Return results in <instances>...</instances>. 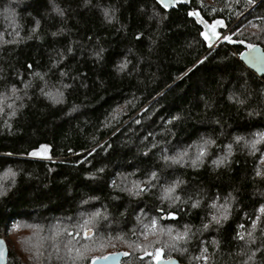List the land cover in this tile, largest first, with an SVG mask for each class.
Segmentation results:
<instances>
[{"label":"trees","instance_id":"1","mask_svg":"<svg viewBox=\"0 0 264 264\" xmlns=\"http://www.w3.org/2000/svg\"><path fill=\"white\" fill-rule=\"evenodd\" d=\"M189 12L221 20L217 37ZM248 44L264 50V0H0V237L38 244H7L8 264H70L71 242L121 264L157 249L264 264V77L241 61Z\"/></svg>","mask_w":264,"mask_h":264},{"label":"snow or ice","instance_id":"2","mask_svg":"<svg viewBox=\"0 0 264 264\" xmlns=\"http://www.w3.org/2000/svg\"><path fill=\"white\" fill-rule=\"evenodd\" d=\"M171 2H172V0H156V3L159 4V5H161L163 8H167V7L169 6V4H171ZM237 2H239V0H237ZM246 3L251 4V3H252V0H246ZM60 14H62V13H60ZM188 15H189V16H193V17H195L197 23L203 24L205 28L209 29V32H208V33H203V32L201 33V35L204 37L205 40H211L213 37H217L218 34H217L216 31H215L216 27H217V26H223V22H222L221 20H213L211 24L206 23L204 20H202V19L200 18L199 13L189 12ZM105 16H108V12H105ZM249 24H251L250 21H249ZM253 27H255V25H253ZM53 35H55V33H53ZM137 38H139V37H137ZM223 39L226 40V41L231 42V38H230L229 36H223ZM247 47H248V49H249L250 60H255L256 57H254V56L251 55V54L254 53L255 50H256L255 46L252 45V44H248ZM198 63H202V61H201V62H198ZM29 67H30V66H29ZM120 67L123 68L124 65H121ZM173 119H177V117H173ZM237 139H239V138H237ZM255 143H256V142L254 141V142H253V148L255 147ZM44 147H46V146H43V145L41 146V148H44ZM37 154H38V153H37L36 151H34V152L30 153L29 155H33V156H35V155H37ZM166 159H167V158H166ZM225 159H226V158H225ZM262 159H264V158H262ZM221 162H222V161H214V163H217V164H219V163H221ZM193 164L195 165V161H193ZM257 175H260V171H259V170H257ZM155 176H156V173H154V172L151 173V177L154 178ZM175 187H176L175 184H173L172 186L168 187V188L165 190V194H166V196H167L168 194L173 193L174 190H175ZM145 190H146L145 188H140V189H138V191H137L135 194L138 195L140 192H143V191H145ZM3 194H4V193H3L2 191H0V195H3ZM173 198H174V199H179V197H173ZM197 206H198V202L193 203V205H192V207H197ZM259 211L262 212V213H264V207H261V209H260ZM93 215H98V213L93 214ZM170 215H171V214H170ZM222 218H223V219H227V216L224 215ZM213 220H214L216 223H219V222H220L219 219H218L217 217H215V216L213 217ZM91 223H92V219H86V220L83 222L82 225H79V227H81V228H83V229L85 230V238H89V236H90V234H91V228H88V227H87V226H88L89 224H91ZM252 223H253V227H255V226H256V222L253 221ZM155 225H156V221H155V220H152V226L155 227ZM204 227L207 228V225H205ZM241 227H242V226H241ZM169 231H170V230H169ZM69 235H71V233H69ZM186 235H187V231L185 232L184 236H186ZM237 235L239 236L240 239H243V238H244L243 236H240L239 233H238ZM184 236H179V237H177V239H183ZM248 236L251 238V236H252L251 232L248 233ZM85 249H87V245H85ZM258 250H259V249H258ZM69 251H71V249H69ZM204 251H205L204 249H201V253H202V255H201L200 257H197L196 259H204V260L206 261V260H207V257H206L205 255H203V252H204ZM160 252H161L160 249H157V250H156L155 255H156L157 258H159V256H160ZM2 255H3V253H0V256H2ZM77 255L82 257V256H83V253H81L79 250H77ZM116 255H118V254H113V256H116ZM123 255H127V253H124ZM146 255H151V253H147V252H146ZM252 255L254 256L255 253H253ZM251 258H252V257L250 256V257H249V260H251ZM97 259H104V260H107L108 257L93 258V260H97ZM246 264H247V262H246Z\"/></svg>","mask_w":264,"mask_h":264},{"label":"water","instance_id":"3","mask_svg":"<svg viewBox=\"0 0 264 264\" xmlns=\"http://www.w3.org/2000/svg\"><path fill=\"white\" fill-rule=\"evenodd\" d=\"M179 3H185L189 4L190 0H172L171 4L167 8H172L175 7L176 4ZM256 50L254 53L251 55L256 57L255 60H250L249 56V50L244 51L241 54V61L246 65L248 69L253 71V73L257 74L259 77H264V50L262 47H255ZM0 253H3L2 256H0V264H8V245L5 242L3 238L0 237ZM113 254H118L116 256H113ZM124 252H116L107 255L108 257L107 260L104 259H97V260H92L91 264H121L122 260L125 258V255H123ZM155 264H184L180 263L179 260L175 258H170V259H164V258H158L155 262Z\"/></svg>","mask_w":264,"mask_h":264},{"label":"rangeland","instance_id":"4","mask_svg":"<svg viewBox=\"0 0 264 264\" xmlns=\"http://www.w3.org/2000/svg\"><path fill=\"white\" fill-rule=\"evenodd\" d=\"M3 236L4 237H1V238H3L5 242L9 244V246L14 248L15 250L16 249L18 250L20 247L23 250L28 249L29 251H28L27 257L28 256L32 257L36 255L38 251V248H37L38 244L33 242L34 238L32 236L31 231L21 229V230H16L12 232L10 236H8V234L6 233ZM68 248H70L71 251H69ZM88 248H89V245L87 246V249H85L77 245V243L75 242H71L69 246H65V249L68 251L67 254L69 253L68 254L69 257H67L69 263L70 264H82L81 260H85L86 258L84 256H88V254L96 255V257L94 258H100V257H106L109 254L118 252V251H114L111 248H105L101 246H96L91 250H89ZM77 250L83 253L82 257L77 255Z\"/></svg>","mask_w":264,"mask_h":264}]
</instances>
